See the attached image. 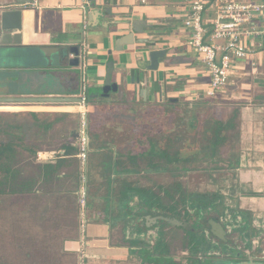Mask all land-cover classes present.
Listing matches in <instances>:
<instances>
[{"label":"crops","instance_id":"1","mask_svg":"<svg viewBox=\"0 0 264 264\" xmlns=\"http://www.w3.org/2000/svg\"><path fill=\"white\" fill-rule=\"evenodd\" d=\"M3 1L0 0V8ZM96 1L98 9L103 13L99 22L104 27L108 26L107 29L90 28L87 25L82 0H32V5L22 10L21 44L9 46L12 54L0 57V79L11 75L8 80H23L35 86L48 79L53 89L49 92L34 91L0 98L77 96L85 83L89 99L87 155L91 164L88 175L94 170L93 162L99 161L95 166H102L104 170L102 176L107 180L104 183L107 194L115 187L116 178H120V181L126 179L133 183L136 190L143 191V186H139L135 177L150 172L159 177V173L153 169L135 171L129 164H120V167L116 165L115 161L129 162L131 157L136 159L142 156L154 135L144 138L142 132L138 131L132 137L126 132L128 126L124 128L125 120H129L128 123L135 120L144 125L145 122L140 121L141 115L146 116V122L149 123L159 108L163 113H173L172 108L177 107L171 106L179 104L189 109L194 107L198 117L209 116L220 121L231 117L233 133L237 137L232 149H223L221 158L225 154L230 156L232 179L221 177V173L219 178L221 184L231 185L235 195H238V209L248 214L254 227L263 229L264 20L254 18L250 26L246 25V29L253 32L246 39L251 53L243 63L233 68L229 85L210 97L206 94L210 81L206 67L196 52L186 46L189 32L183 21L187 10L180 0H147L145 4L140 0ZM238 1L264 4V0ZM209 15L211 11L207 12L206 17ZM132 23L138 31L143 30L141 34L134 33L133 37L148 40L153 45L133 44L118 51L116 40L120 36L132 34ZM63 46H82L84 49V69L80 74L70 67H55L47 63L43 48ZM153 50H164L166 55L159 60L157 71L145 72L149 64L147 54ZM110 60L113 61L112 83L117 86V92H111L107 98H91L101 94ZM54 63H57L56 56ZM143 74L147 75L149 82L147 101L141 96L143 87L138 82L139 78L142 80ZM5 105L9 106H1L0 111L22 113L26 144H33L29 142L33 139L38 140L39 144L48 142L47 149L42 148L36 155L38 163L43 161V164H53L58 158H64L62 146L69 144L74 147L78 140V104ZM38 125L40 129L36 130ZM46 160L47 163L44 162ZM103 199L104 209L91 212L98 215L97 219L94 218L86 226V231L79 229L78 222L76 237L64 243L67 257H72L75 264H121L135 252L126 243H121L123 237L117 239V227L105 217L113 207L108 203L109 198ZM80 231L83 236L79 235Z\"/></svg>","mask_w":264,"mask_h":264},{"label":"rangeland","instance_id":"2","mask_svg":"<svg viewBox=\"0 0 264 264\" xmlns=\"http://www.w3.org/2000/svg\"><path fill=\"white\" fill-rule=\"evenodd\" d=\"M8 78H11V75L6 76L3 80L0 79L1 97L34 91L49 92L53 89L48 79L44 80L38 86H35L23 80L14 82V80H8ZM1 106L5 107L9 105H0V107ZM157 111L158 112L154 113L155 117L153 116V121H149V123L146 122V116H140V121L143 120V122H145L144 125H141L139 122L137 123L135 120H131V123H128L129 120H125L126 124L124 128L128 126L126 132H129L133 137V133L139 131L142 132L143 137L146 138L150 136V134L154 133L155 136L157 133L166 132L173 128L175 124L174 115L172 113H163L161 108ZM14 112L20 111H0V115L5 118L4 122L6 123L13 122L12 124L19 123L24 126V117L22 113L15 114ZM117 116L122 117L121 115ZM150 118L151 116H149V119ZM80 126L81 122L79 119L78 132L80 131ZM89 136L93 140L91 134H89ZM0 139L1 141H5L4 136H1ZM29 142L39 143V141L35 139L32 141L29 140ZM47 143L44 142L38 145H41V149H47ZM74 147H76L80 153L81 142L76 140ZM87 152H89V146ZM226 155L227 154H225L221 162H216L214 164L203 163L197 170L188 172L189 181L186 182L187 191L196 193L216 190L217 186L221 184V178H219L220 173L221 177L232 179L229 163L230 156ZM76 157L79 160L78 164L77 162H71V164L64 169L63 173V175H67L66 184L63 189L69 190L71 192L70 196H66V194L64 198L58 195L55 197L41 196L37 198L32 196H8L2 199L0 204V264H75L72 257H67L64 251V243L68 239L75 238L77 235L78 222H80L79 229L84 230L87 228L86 226L93 222L94 218L97 219L98 215L96 216V214L94 215L91 212L104 209L103 203L105 201L104 199L102 200V198H109V205H112V207L114 206L112 197L104 190V183L105 181L107 182L102 176L104 170L101 169L102 166H95L99 161L93 162L92 165L94 166V170L88 175L89 159H87L86 172V205L85 208L80 206L79 195L83 184V165L79 155ZM44 162L47 163L48 160ZM40 164H43V161ZM158 175L159 177L150 172L144 176H140L141 178L138 176L135 178L139 181V186H143V190L150 188V191L156 192L159 187L164 189L167 188V182L175 179L174 176H167L165 172ZM213 175L217 176L214 177ZM75 176H79V186L77 188L74 185L76 181ZM132 178H134V176H132ZM90 181H92V183ZM38 187L41 189L46 188L45 185H39ZM159 195L164 198V191L161 190ZM132 205H134V203ZM124 210L125 209L122 211L121 209V217L118 219L113 218L111 214L112 209H109L107 216H105L109 219L110 224L117 227V239L123 237L122 230L126 223ZM114 211H116L118 215V211L115 209ZM84 217H86V222H82ZM127 221L130 220L128 219ZM79 235L83 236V233L80 231ZM235 238H237V236ZM229 239L234 240L232 235ZM146 241H149V239H146ZM146 241L144 240L143 242L146 243ZM148 245L149 249H151L154 243L151 242L148 243ZM238 246H241V244L238 243ZM175 249H178V246H176ZM169 255L174 260V263L187 264L188 258L181 257L179 250H175V253L172 250L171 252L167 251L165 254H162L164 257ZM121 264L147 263L139 253L134 252L128 260L123 261Z\"/></svg>","mask_w":264,"mask_h":264},{"label":"trees","instance_id":"3","mask_svg":"<svg viewBox=\"0 0 264 264\" xmlns=\"http://www.w3.org/2000/svg\"><path fill=\"white\" fill-rule=\"evenodd\" d=\"M171 107H177L172 108L175 122L173 128L153 135L148 143L149 148L142 156L136 159L131 157L129 162L115 161V163L118 167L120 164L123 166L129 164L130 168L135 171L153 169L159 174L165 172L167 176H174L175 179L167 182V188L159 187L156 192L150 191V188L143 191L142 189L136 190L132 182L126 179L120 181V178H116L115 187L108 191L114 201L111 212L114 219L121 217V209L122 211L126 209V203L134 196H142L148 202V206L149 204L156 205L161 209L169 208L168 206L173 202L183 201L186 184L177 179L180 176L177 171L192 172L203 163L221 162L223 149H232L234 146L233 141L237 134L233 133L231 117L220 121L209 116L198 117L194 113V107L189 109L183 104ZM181 109L186 110L175 111ZM4 120V117L0 118V137H5V141L0 139V204L2 199L8 196L36 198L57 195L64 198L65 194L70 196L71 192L63 189L67 175L62 174L71 162L78 164L79 160L76 156L79 155V150L69 144H64L62 146L64 158H58L53 164H40L36 160V155L42 151L41 145H38V142L26 144L27 139L23 135V126L19 123H6ZM39 129L40 125L36 130ZM75 177L74 185L77 188L79 176ZM39 185H45L46 188L41 189ZM161 190L164 191V198L159 195ZM114 209L118 211V215ZM120 241L130 247L138 246L135 241L125 242L124 239Z\"/></svg>","mask_w":264,"mask_h":264},{"label":"flooded vegetation","instance_id":"4","mask_svg":"<svg viewBox=\"0 0 264 264\" xmlns=\"http://www.w3.org/2000/svg\"><path fill=\"white\" fill-rule=\"evenodd\" d=\"M178 173L180 176L177 179L186 184L189 181V173ZM234 192L233 187L226 183L218 186L216 190L196 193L187 191L183 201L173 202L169 208L164 209L156 205L148 206L142 196H134L125 205L124 214L126 211L128 213L122 230L124 241L137 242L138 246L131 248L137 251L147 264H176L170 255L162 256L172 250L174 253L179 250L181 257L188 258L187 264H237L244 261L245 258L237 254L234 246L229 243L231 235L233 238L237 236L231 234L230 229L235 223L240 225L241 217L248 215L238 209V195ZM150 214H156L157 222ZM159 215L172 216L186 224V227L168 224L157 218ZM128 219L130 221H127ZM147 224L150 225L149 228L146 227ZM210 228L217 239L211 235ZM255 228L259 229L256 226ZM151 242L154 246L149 249L148 243ZM176 246L178 249H175ZM253 255L256 253L250 254L255 257Z\"/></svg>","mask_w":264,"mask_h":264},{"label":"water","instance_id":"5","mask_svg":"<svg viewBox=\"0 0 264 264\" xmlns=\"http://www.w3.org/2000/svg\"><path fill=\"white\" fill-rule=\"evenodd\" d=\"M85 5L87 25L90 28H108L104 27L100 22L102 16V10L98 9L96 0H82ZM3 6L0 8V57L10 56L12 53L9 51L10 47H16L21 44V20H22V10L28 8L32 5V0H4ZM110 15V10H108ZM98 22L95 23V21ZM136 25L139 22H135ZM138 23V24H137ZM132 34L123 35L117 38L116 40V49L122 51L124 46H129L133 44L138 45H153L152 42L148 40H142L133 37L135 34H141L143 30L135 29V24H131ZM46 56V61L50 66H59V67H70L74 70H78L79 74L82 71V59L85 58V52L82 46H72L70 48L61 47V48H43ZM51 52L50 54H48ZM166 52L164 50H153L148 52L147 57L149 64L145 67V72H155L159 67V60L164 58ZM54 56L57 57V63H54ZM72 57V58H70ZM112 74H113V61L110 60L107 63V72L105 76L104 85L101 89V94L94 95L91 98H107L111 92H117V86L112 83ZM138 82L142 85L141 96L147 101V88H148V78L146 74H143L142 80L139 78ZM90 98V99H91ZM81 100L77 96H64V97H28V98H0V104H12V105H23V104H80ZM89 99L87 101V104ZM88 130L86 129V139H87V148H88ZM79 133L76 134V138H79ZM86 170L87 162H83V190L82 193L86 195ZM156 214H150L152 219L156 221ZM157 218L160 220L172 224L174 226H183L186 227V224H182L177 219L172 216L159 215ZM147 228L150 225H146ZM231 234H237V238L234 240H229V243H232L234 249L237 251L241 257H244V261H240L237 264H264V228L256 229L253 225V221L248 215L241 217L240 225L235 223V226L230 229ZM211 235L217 239V236L214 234L210 228ZM149 235L148 233H145ZM225 240V239H224ZM238 243L241 246H238ZM226 247V246H224ZM255 257H251L250 254ZM260 253V254H259ZM259 254V255H258ZM253 259H256L255 261ZM229 264V263H227ZM233 264V263H232Z\"/></svg>","mask_w":264,"mask_h":264},{"label":"built area","instance_id":"6","mask_svg":"<svg viewBox=\"0 0 264 264\" xmlns=\"http://www.w3.org/2000/svg\"><path fill=\"white\" fill-rule=\"evenodd\" d=\"M145 4L147 0H140ZM187 10L183 21L189 36L186 46L196 52L204 63L209 75L207 96L213 97L230 83L233 68L243 63L251 53L246 39L253 32L246 29L254 18L264 20V4L244 3L238 0H180ZM211 11V16H207ZM253 27V25L251 26ZM253 29V28H251ZM84 63V57L82 63ZM84 69V64L82 65ZM84 72V71H83ZM83 81H85L83 79ZM78 98L79 119L81 122L78 141L81 142L79 157L87 162V101L85 83ZM80 191V206L85 208L86 201ZM86 217L82 220L84 222Z\"/></svg>","mask_w":264,"mask_h":264}]
</instances>
